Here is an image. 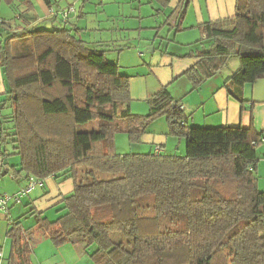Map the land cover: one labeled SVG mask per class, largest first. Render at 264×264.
I'll use <instances>...</instances> for the list:
<instances>
[{"label":"trees","instance_id":"1","mask_svg":"<svg viewBox=\"0 0 264 264\" xmlns=\"http://www.w3.org/2000/svg\"><path fill=\"white\" fill-rule=\"evenodd\" d=\"M43 1L52 9L62 0ZM191 2L179 0L177 32ZM15 3L0 0V6ZM9 28L0 29L8 35L0 41V68L4 107L11 111L0 122V156L5 164L12 146L20 157L12 169L39 180L37 188L51 177L74 185L57 219L29 211L44 238L56 246L77 239L94 264H264V192L257 175L263 134L188 128L167 89L148 101L146 116L132 114L129 78L107 59L130 46L91 44L81 29L65 25L22 34ZM199 31L203 40L183 56L198 60L185 78L196 89L237 58L241 66L226 86L244 103L245 86L264 81V0H237L233 18L204 23ZM163 117L171 136L186 139L185 157L116 153V136L139 146ZM90 122L109 130L78 132ZM31 236L21 222L11 225L7 264H33Z\"/></svg>","mask_w":264,"mask_h":264},{"label":"crops","instance_id":"2","mask_svg":"<svg viewBox=\"0 0 264 264\" xmlns=\"http://www.w3.org/2000/svg\"><path fill=\"white\" fill-rule=\"evenodd\" d=\"M18 1L25 8L22 9V18L19 17L17 22H22L24 26L21 27L15 23L16 28L11 29L9 25L11 32L22 34L24 27L31 29L47 25L56 29L60 25H65L81 29L86 35L90 31L96 32L94 38L88 39L91 44L101 41L129 40L130 44L120 46H130L131 49H125L117 54L115 60L119 64L121 74L129 78L131 111L135 115H147L149 113L148 101L153 96L163 89L169 91L171 87H178L176 96L179 99L177 100L179 110L183 107L180 111L183 112L184 117L188 118V128L191 127V123L195 127L252 128L257 134L264 135V82L258 81L253 85L245 86L242 93L244 103L231 98L227 90L226 82L240 68V62L233 64V72H228L221 77V80H218L217 76L193 89L192 83L185 78L184 74L192 69L198 60L183 58L189 52L179 54L174 50L163 54L155 51L157 50V39L164 38V36L170 43L173 41L172 45L190 49L189 45L203 40L199 31L201 25L224 22L235 16L237 0H192L186 9L179 32L176 29L182 10L179 0H162V2L157 0H62L52 9L48 8L43 0H30L31 5L25 0ZM28 6H32L30 10ZM72 6H75L76 12L70 15L68 23L64 22L60 13ZM1 9L2 6H0V11ZM0 21L2 22H0V29L8 26L1 17ZM94 22L97 24L93 25ZM89 27L98 29H89ZM160 27L162 29L154 30ZM166 28L169 29L167 34H165ZM172 31H175V38L170 41ZM140 48H152L153 54L145 55L139 51ZM231 63L230 59L228 65ZM221 74L223 75V71ZM6 90L3 71L0 68V97L6 94ZM171 95L173 96V93ZM133 103H139L141 106L135 109ZM149 128L142 136L138 154H148V152H141L143 149L153 154L157 148H160L164 155L169 139H177L169 134L167 119L160 118ZM263 160L264 157L259 158L257 170L259 189L262 192H264L262 186L264 183ZM8 165L7 161L0 166V197L3 194L12 196L19 194L29 182L26 175H16L12 169L13 166L8 167ZM38 188L25 196V204L30 210L41 213L43 217L46 212L56 208L57 219L63 213L59 210L62 209L64 200L73 192V182L71 180L59 181L51 177ZM16 206L11 203L8 213L0 215V264H7L11 254V240L7 237L11 225L19 221L25 228L23 221L27 212L18 210ZM36 231L39 233L37 225ZM30 234L34 240L35 230ZM73 244L78 251L86 253L80 241L76 239ZM68 249L72 251L70 247Z\"/></svg>","mask_w":264,"mask_h":264},{"label":"rangeland","instance_id":"3","mask_svg":"<svg viewBox=\"0 0 264 264\" xmlns=\"http://www.w3.org/2000/svg\"><path fill=\"white\" fill-rule=\"evenodd\" d=\"M17 2L18 3H15L11 7L2 5V9L0 11V17L6 21V24L8 26L11 25L12 29H15V23L21 25V27L24 26L22 22H20V21L17 22V21H18V18L20 17V15L22 13V9H24L25 7L22 3L20 4V2L18 0H17ZM94 24L96 25L97 23L94 22L93 25ZM38 28L39 29H48V30L54 29V28H51L50 26H47V25H41ZM24 29L26 30L27 28L24 27ZM89 29H98V28L97 27H89ZM168 30L169 29L166 28L165 34H167ZM95 36H96V32L90 31L88 33V35H86L87 38H85V39L89 42L88 39H92ZM5 37H8V35L0 34V41L2 38H5ZM174 38H175V31H172L169 39H170V41H172V40H174ZM179 39H183V38L179 37ZM24 43L28 44L26 41ZM172 43H173V41H172ZM172 43H170L165 38V36H164V38H158L157 39V50H155V51L161 52L163 54H166L167 52L171 53L174 50L177 51V53H179V54L180 53H186V52L190 51V49H188L187 47H181L180 48V47H177L175 45H172ZM114 44L119 45V46L120 45H126V44H130V41L129 40H123L122 42L118 41V42H115ZM169 46H171V47L168 49ZM147 48H140L139 51H142L143 54H145V55L153 54V52H150V51L148 53H144V51ZM177 48H179V49H177ZM150 49H152V48H150ZM116 56H118V55L115 53H109L107 55V59L110 62H114L116 59ZM237 61L239 62V60L237 58H232L231 59L232 63L229 65L228 64L226 65V67L224 68L225 70H223V75L222 74L218 75V77H217L218 80H221V77H223L228 72H233V66L232 65L236 64ZM261 82H264V81L261 80ZM169 91L171 94L173 93V96L177 100H179L176 96V94L178 93V87H171ZM0 99H1L0 100V122L4 123V121L2 120L3 117L10 114L11 111H9L7 106L4 107L6 100H7V95L3 94L0 97ZM8 106H9V104H8ZM138 106H141V105L139 103H133V107L135 109L138 108ZM149 110H150V107H149ZM131 112H132V114H135V113H133V111H131ZM163 118H165V117H163ZM5 125H8V124L5 123ZM190 125H191V127H195V125L192 123ZM157 128H158V125H157ZM108 130L109 129H106V128L100 126L96 122H90V123L78 125V132H91V131H106L107 132ZM115 140H116V153H118L120 155H125V154H129V153H138V151H139L138 146L130 145L128 140H127L126 135L120 134V135L116 136ZM186 145H187V142H186L185 138L169 139V144H168L167 150L164 152V155H168V156L174 155V156H178V157L185 156L186 155ZM143 148H145V147H143ZM0 150H1V146H0ZM141 152H148L149 153V151L146 149L141 150ZM7 153H8L7 161L9 162L8 167L9 166L19 167L18 165H20V157L17 155V151H15L12 146H7ZM258 157L259 158L264 157V144L258 150ZM108 177L109 176L106 175V176H103L101 178L107 179ZM262 186L264 187V183H262ZM39 191L40 190H38V192ZM16 207L18 208V210H22V211L27 212V216H26L25 220L23 221L25 228L28 229V231L30 233H33V230H35V235L33 238L34 239L33 240L34 241V251H35L33 254V257H32V263L33 264H94V262L89 257V255L87 253L83 254L81 251H78L73 243H67V244H64L62 246H56L50 240L44 238L42 233H40L39 231H38L39 233H37L36 225H35L36 224L35 216L28 214L30 209H29V206H27V204H25V199L22 200L21 205L19 204ZM56 212H57L56 208L51 209L50 211H48L44 214V217L53 221L56 219ZM69 247L72 249V251H69V249H68ZM91 250H93V249H91Z\"/></svg>","mask_w":264,"mask_h":264},{"label":"built area","instance_id":"4","mask_svg":"<svg viewBox=\"0 0 264 264\" xmlns=\"http://www.w3.org/2000/svg\"><path fill=\"white\" fill-rule=\"evenodd\" d=\"M75 12H76L75 7H70L68 9L64 10L61 13V17H62L63 21L67 22L69 20L70 15L75 13ZM180 110H183V107H180ZM263 142H264V140H263ZM154 154H155V156H159L161 154L160 148H157L155 150ZM2 165H3V159L0 156V166H2ZM40 184H41V182L39 180H37L36 178H30L28 185H27V188L24 189L22 192H20L18 195L12 196L9 194H3L0 197V215L1 214L6 215L9 211L11 203L13 205L20 204L22 201V198L25 197L30 192L34 191L37 188V186H39Z\"/></svg>","mask_w":264,"mask_h":264},{"label":"water","instance_id":"5","mask_svg":"<svg viewBox=\"0 0 264 264\" xmlns=\"http://www.w3.org/2000/svg\"><path fill=\"white\" fill-rule=\"evenodd\" d=\"M149 51H150V52H153V49H150V48H149V49H146V50L144 51V53H148ZM174 107H175V106H174Z\"/></svg>","mask_w":264,"mask_h":264}]
</instances>
